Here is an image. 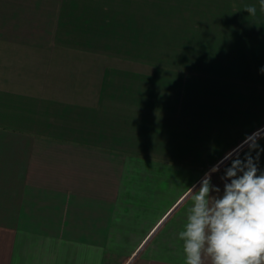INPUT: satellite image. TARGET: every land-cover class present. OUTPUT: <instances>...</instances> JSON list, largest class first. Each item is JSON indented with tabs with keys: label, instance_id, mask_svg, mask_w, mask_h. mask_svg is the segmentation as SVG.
<instances>
[{
	"label": "crops",
	"instance_id": "crops-1",
	"mask_svg": "<svg viewBox=\"0 0 264 264\" xmlns=\"http://www.w3.org/2000/svg\"><path fill=\"white\" fill-rule=\"evenodd\" d=\"M149 1L0 0V264H135L254 134L264 171L261 0Z\"/></svg>",
	"mask_w": 264,
	"mask_h": 264
},
{
	"label": "clouds",
	"instance_id": "clouds-1",
	"mask_svg": "<svg viewBox=\"0 0 264 264\" xmlns=\"http://www.w3.org/2000/svg\"><path fill=\"white\" fill-rule=\"evenodd\" d=\"M246 11L254 15L256 8L249 6ZM245 143L249 152L244 159L237 156L224 170L222 193L211 183V175L233 153L218 161L205 173L198 190H192V204L178 234L184 264H204L205 257L210 264H264V171L257 174L259 153L255 158L251 155L259 148L257 135Z\"/></svg>",
	"mask_w": 264,
	"mask_h": 264
},
{
	"label": "rangeland",
	"instance_id": "rangeland-1",
	"mask_svg": "<svg viewBox=\"0 0 264 264\" xmlns=\"http://www.w3.org/2000/svg\"><path fill=\"white\" fill-rule=\"evenodd\" d=\"M149 4L151 6V13L153 14V17L151 18V23H150V29L153 26L155 28L154 29L155 31H153V33L159 32V31H156L158 20H166L167 22L170 21L169 25L172 27L171 30L176 27V24L173 23L175 21V19H173L170 14H167L165 16L159 15V12H157L158 11L157 10L158 9V7H157L158 6V0H150ZM168 6L174 7V2L172 0H170V2L168 3ZM202 8H204V4L200 2L198 12H200L201 11L200 9H202ZM201 17H203V16H199V18H201ZM176 20H177V18H176ZM200 27H202V26H200ZM153 43H154L153 45L155 47H157L158 42H153ZM182 214L187 215V212H185V213L183 212ZM137 231H136V233L140 232V231H138V232ZM178 234L179 233H176V232L175 233L174 232H171V233L165 232V233L156 234L153 237V239H151L152 241L150 242L148 247L145 248L144 253L138 259V262H136L135 264H162V263H160L161 259H163V261L167 262V264H168V261L170 259L174 260L175 258L176 259L178 258L177 260H179V262L182 261V263L184 264V254H183V250H182L183 242L179 240ZM130 237H131V235L129 233H126V232H124L123 235L122 234L120 235V240L121 241L123 240L122 243H123V245H126V247L124 246L126 250H118L119 252L130 251L129 250L130 248H128V246H127L128 244H132L129 240ZM164 240L165 241H171L170 245L173 243L172 245H176V247H169V248L166 247L165 245H168V244L164 243L165 242ZM151 245H152V247H151ZM142 251L143 250H140L139 254H141ZM163 253L166 255V258L163 257V255H164ZM168 258H170V259H168Z\"/></svg>",
	"mask_w": 264,
	"mask_h": 264
}]
</instances>
